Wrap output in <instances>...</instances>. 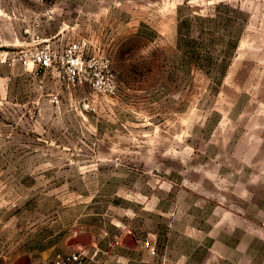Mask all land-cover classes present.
<instances>
[{"label":"rangeland","instance_id":"1","mask_svg":"<svg viewBox=\"0 0 264 264\" xmlns=\"http://www.w3.org/2000/svg\"><path fill=\"white\" fill-rule=\"evenodd\" d=\"M248 27L264 0H0V264H264V35L238 51ZM82 38L95 64L76 87L17 60Z\"/></svg>","mask_w":264,"mask_h":264},{"label":"built area","instance_id":"2","mask_svg":"<svg viewBox=\"0 0 264 264\" xmlns=\"http://www.w3.org/2000/svg\"><path fill=\"white\" fill-rule=\"evenodd\" d=\"M89 42L87 39H78L65 45L59 50L54 44L46 43L39 48L27 49L21 51L18 61L25 67L30 64L40 69L56 68L61 75L62 80L70 87H76L86 82L85 73L92 68L95 57H88ZM103 66L109 69L110 61L104 60ZM98 76V75H97ZM95 86L98 91L114 95L116 93V84L112 82L98 81ZM53 102H59L58 95H54ZM86 110L90 104L84 103ZM149 247V243L146 245ZM97 252L90 256L84 251L72 253H58L46 264H102L96 259Z\"/></svg>","mask_w":264,"mask_h":264},{"label":"crops","instance_id":"3","mask_svg":"<svg viewBox=\"0 0 264 264\" xmlns=\"http://www.w3.org/2000/svg\"><path fill=\"white\" fill-rule=\"evenodd\" d=\"M254 29H252L251 27H248L246 29V32H244L243 36H242V41L240 42V45L238 47V51H240L242 48H245L246 45H248L250 43V37L252 34L254 35H264V28H260V29H255V32L253 31Z\"/></svg>","mask_w":264,"mask_h":264},{"label":"trees","instance_id":"4","mask_svg":"<svg viewBox=\"0 0 264 264\" xmlns=\"http://www.w3.org/2000/svg\"><path fill=\"white\" fill-rule=\"evenodd\" d=\"M236 45H237V43H233V44H232L233 47H236ZM226 68H227V66L225 65V67L221 70V75H222V76L225 74V72H226Z\"/></svg>","mask_w":264,"mask_h":264}]
</instances>
